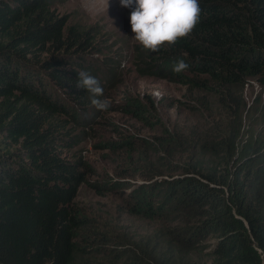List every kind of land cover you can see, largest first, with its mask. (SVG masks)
Segmentation results:
<instances>
[{"label": "trees", "instance_id": "16d2710c", "mask_svg": "<svg viewBox=\"0 0 264 264\" xmlns=\"http://www.w3.org/2000/svg\"><path fill=\"white\" fill-rule=\"evenodd\" d=\"M54 3L0 0V132L16 145L3 150L0 140V264H264V137L240 144L236 126L246 85H264V0H199L200 22L176 44L151 52L131 43L140 74L204 91L211 110L205 95H216L234 116L226 129L194 130L191 161L175 163L176 174L156 170L133 188L129 212L159 221L142 234L101 224L78 203L88 165L59 151V116L88 125L97 109L78 73L104 89L121 58L107 53L99 24L71 22ZM179 59L189 67L176 73ZM119 107L150 121L138 98ZM167 139L156 151L173 166L170 141L181 136ZM204 251L209 263L193 260Z\"/></svg>", "mask_w": 264, "mask_h": 264}, {"label": "rangeland", "instance_id": "374dc122", "mask_svg": "<svg viewBox=\"0 0 264 264\" xmlns=\"http://www.w3.org/2000/svg\"><path fill=\"white\" fill-rule=\"evenodd\" d=\"M53 8L57 14L67 15L71 22L99 24L107 53L121 58L118 75L103 89L104 97L111 101L106 111L97 110L90 123L81 127L69 115L59 116L64 126L58 127V133L65 136L60 139L64 143L59 151L67 158L82 157L88 165L78 203L101 224L129 234L150 231L159 221L129 212L130 192L137 184L151 180L156 170L164 171L165 175L176 174L178 171H170L175 163L191 161L196 138L192 132L195 130L202 136L219 125L226 129L234 116L217 101L216 95H205L211 100V110L198 99L204 91L137 71L139 57L131 45L134 40L131 8L122 7L120 0H55ZM245 95L247 109L236 116L240 144L250 136L264 137V85L252 79L245 87ZM130 97L138 98L152 112L149 122L140 121L119 107ZM219 117H223L221 121ZM172 134L181 136L177 142L170 141L173 166L156 151L158 142L168 141ZM124 138L133 139L131 148L121 145ZM142 138H148L151 144L146 145ZM0 140L3 150L9 143L10 149L16 147L2 132ZM97 182H104V186L98 188ZM192 257L199 263L211 261L205 251Z\"/></svg>", "mask_w": 264, "mask_h": 264}, {"label": "clouds", "instance_id": "9594fccd", "mask_svg": "<svg viewBox=\"0 0 264 264\" xmlns=\"http://www.w3.org/2000/svg\"><path fill=\"white\" fill-rule=\"evenodd\" d=\"M122 7L131 8L132 37L144 50L156 52L165 46L176 44L187 37L200 22L199 0H120ZM189 65L179 59L173 71L180 73ZM78 88L90 94V103L98 111H106L111 101L104 97L99 81L86 71L78 73Z\"/></svg>", "mask_w": 264, "mask_h": 264}]
</instances>
